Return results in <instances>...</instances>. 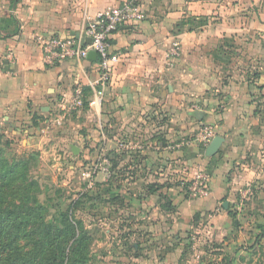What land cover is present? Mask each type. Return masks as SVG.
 I'll return each instance as SVG.
<instances>
[{
    "label": "crops",
    "instance_id": "obj_1",
    "mask_svg": "<svg viewBox=\"0 0 264 264\" xmlns=\"http://www.w3.org/2000/svg\"><path fill=\"white\" fill-rule=\"evenodd\" d=\"M126 1L0 0V113L10 109L20 115H39L44 119L43 135L50 129L49 120L57 122L62 118L59 125L66 130L68 139L99 140L108 127L114 129L108 139L113 145L122 138L132 142L145 138L150 145L141 159L143 175L147 177L157 171L161 176L171 170L179 176L191 169L194 172L200 162L199 149L191 145L183 150L182 141L174 144L175 151L169 153L165 140L180 141L185 133L194 134L201 126L210 125L215 136L225 138L214 159L207 156L210 194L206 198L189 197L175 205L183 215L226 202L229 205L237 185L252 176L250 171L241 173V169H250V164H243L240 157L247 149L244 143L248 144V129L257 120L259 101L255 99L258 86L264 82L263 13L259 10L248 22L239 19L233 24L232 16L239 11L235 12L229 0H141L145 18L120 28L110 39V49L119 55V61L113 66L100 101L97 57L69 58L48 65L35 37L78 35L99 12ZM186 14L197 19L208 16L209 24L193 31L191 41H181L182 54L189 44L192 53L180 55L170 65L167 52L172 40L189 36L179 26ZM177 27L182 30L177 31ZM220 28L233 36L236 46L239 44L238 59L243 63L240 69L234 68L232 59L218 55L220 42L216 38L213 41V37L219 36ZM250 33L252 40L245 42L243 35ZM224 42L229 51L233 41ZM228 51L224 53L230 55ZM10 53L13 63L7 59ZM77 87L82 88L84 100L74 110L68 105ZM200 102L207 106L206 110L193 108ZM168 111L173 113L169 118ZM93 127L97 130L90 134ZM154 143L158 146L153 147ZM132 167L136 173L142 171L136 170L137 164L128 169Z\"/></svg>",
    "mask_w": 264,
    "mask_h": 264
},
{
    "label": "rangeland",
    "instance_id": "obj_2",
    "mask_svg": "<svg viewBox=\"0 0 264 264\" xmlns=\"http://www.w3.org/2000/svg\"><path fill=\"white\" fill-rule=\"evenodd\" d=\"M138 2L141 4V0ZM229 2L239 11L232 16L233 24L239 19L248 22L259 10L264 18V0ZM182 19L187 21L182 27L189 36L172 41L179 42L180 55L184 57L190 56L192 50L189 44L182 54L181 41H191L192 32L208 25L209 18L186 14ZM250 34L243 35L245 42L252 40ZM210 35L213 37L215 32L212 30ZM225 35L220 28L219 36L213 37V41L216 38L220 42L218 55L232 59L234 68L240 69L243 63L238 59L239 44L236 46L233 36ZM261 38L264 44V33ZM227 40L233 41L229 51L224 48ZM258 89L257 120L248 129V144L244 143L247 149L240 157L243 164H250V169H241V173L250 171L252 176L237 185L227 207L218 204L213 209L192 210L183 217L175 205L189 197L206 198L210 194L211 173L205 168L210 157L200 153L202 149L206 151V142L199 138L203 128L210 125L201 126L194 134L185 133L180 141L165 140L169 153L175 151L174 144L182 141L183 150L191 145L200 149L199 166L182 176L172 170L165 176L159 171L151 177L143 175L141 158L150 145L145 138L138 137L136 142L122 138L113 145L108 139L114 129L108 127L99 140L68 139L56 120H49L47 136L43 135L45 124L39 115H20L10 109L0 113V156L9 163H22L19 171L26 177L20 180L17 202L24 199L26 185L35 184L39 223L44 228L50 226L51 233L56 232L59 238L65 228L63 237L69 241L71 236L81 234L86 264H264V82ZM193 105L198 111L207 109L201 102ZM166 113L167 118L173 114ZM95 129L89 133H95ZM74 146L79 150L75 152ZM104 157L109 159L110 176L102 170ZM135 164L136 170L142 171L128 169ZM196 174L206 176L207 195L190 192L195 183L201 188L204 181Z\"/></svg>",
    "mask_w": 264,
    "mask_h": 264
},
{
    "label": "trees",
    "instance_id": "obj_3",
    "mask_svg": "<svg viewBox=\"0 0 264 264\" xmlns=\"http://www.w3.org/2000/svg\"><path fill=\"white\" fill-rule=\"evenodd\" d=\"M202 150L199 152L205 153ZM21 165L0 156V264H86L81 234L71 236L70 243L63 237L65 228L59 238L56 232L51 233L50 226L44 228L39 223L35 184L28 183L24 199L17 202L20 180L26 177L19 171Z\"/></svg>",
    "mask_w": 264,
    "mask_h": 264
},
{
    "label": "built area",
    "instance_id": "obj_4",
    "mask_svg": "<svg viewBox=\"0 0 264 264\" xmlns=\"http://www.w3.org/2000/svg\"><path fill=\"white\" fill-rule=\"evenodd\" d=\"M145 18L142 6L138 0H127L120 6H115L107 11L99 12L93 17L85 29L75 36H59V35H37L36 41L41 48L43 60L48 65H54L58 62L69 58L78 60H88L91 51L97 53L98 70L100 73L97 81V95L99 100H102L107 85L111 79L113 66L119 61V55L112 53L110 49V39L112 35L120 28L135 25ZM91 42L88 43L87 39ZM179 42H172L167 52V59L172 65L176 58L180 56ZM9 62L13 63V53L7 56ZM83 90L77 87L73 97L70 100L68 108L78 109L83 105ZM57 124H61L62 118L57 119ZM215 129L211 126L203 128L199 134L200 140L208 145L215 137ZM109 159L104 157L101 161L103 172L110 176ZM198 179H203L201 188H198L196 183L191 187L190 192L194 195L200 193L202 196L209 193V188L206 183V176L196 174ZM195 177V179H196ZM198 191V192H197Z\"/></svg>",
    "mask_w": 264,
    "mask_h": 264
},
{
    "label": "water",
    "instance_id": "obj_5",
    "mask_svg": "<svg viewBox=\"0 0 264 264\" xmlns=\"http://www.w3.org/2000/svg\"><path fill=\"white\" fill-rule=\"evenodd\" d=\"M87 42L90 43L91 40L88 38ZM97 57V53L95 51H91L89 54V58H96ZM202 112L197 113V116H201ZM225 138L221 135H216L211 142L209 143V145L206 147V151H205V155L206 156H213L215 155L219 149L221 148L222 143L224 142ZM73 150L76 152L79 150V147L74 146ZM225 207H227V202L225 203Z\"/></svg>",
    "mask_w": 264,
    "mask_h": 264
}]
</instances>
